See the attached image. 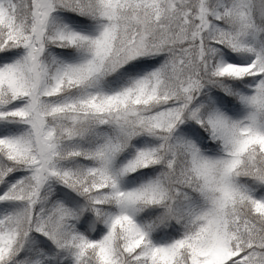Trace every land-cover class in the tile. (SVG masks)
Listing matches in <instances>:
<instances>
[{"label":"snow or ice","instance_id":"obj_1","mask_svg":"<svg viewBox=\"0 0 264 264\" xmlns=\"http://www.w3.org/2000/svg\"><path fill=\"white\" fill-rule=\"evenodd\" d=\"M0 264H264V0H0Z\"/></svg>","mask_w":264,"mask_h":264}]
</instances>
